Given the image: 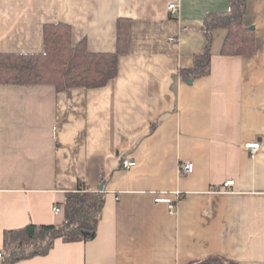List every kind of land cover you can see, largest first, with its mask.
Wrapping results in <instances>:
<instances>
[{"label":"crops","instance_id":"crops-1","mask_svg":"<svg viewBox=\"0 0 264 264\" xmlns=\"http://www.w3.org/2000/svg\"><path fill=\"white\" fill-rule=\"evenodd\" d=\"M229 10L230 0H0V53L44 52V26L56 23L92 53H115L118 21H130L104 88L0 84V251L5 231L60 223L54 207L83 180L106 195L95 239L58 240L17 264H264V0H247L253 55L223 56L218 29L209 76H179L205 51L206 15ZM177 190L173 214L155 202Z\"/></svg>","mask_w":264,"mask_h":264},{"label":"trees","instance_id":"trees-1","mask_svg":"<svg viewBox=\"0 0 264 264\" xmlns=\"http://www.w3.org/2000/svg\"><path fill=\"white\" fill-rule=\"evenodd\" d=\"M247 0H230V10L209 13L203 23L207 46L195 60L194 67L181 70L180 78L187 82L209 76L212 61L213 33L227 31L222 46L223 56H251L255 53V33L243 24ZM128 19L117 24L115 53H92L86 39L74 42L72 29L63 23L44 26V52L36 54L0 53V84L49 85L58 92L73 88L99 89L114 80L119 71V57L127 52ZM103 191H93L83 180L75 192L68 193L59 207L62 221L54 225H34L8 230L4 233L3 258L0 264L46 256L58 240L64 243L89 242L95 239L100 214L105 205ZM192 264H238L212 257Z\"/></svg>","mask_w":264,"mask_h":264},{"label":"built area","instance_id":"built-area-1","mask_svg":"<svg viewBox=\"0 0 264 264\" xmlns=\"http://www.w3.org/2000/svg\"><path fill=\"white\" fill-rule=\"evenodd\" d=\"M168 11L172 16H178L180 12V4L179 3H169L168 4ZM244 148L248 151L252 158H255L256 155L260 152L262 145L259 142L248 143L244 146ZM136 166V162L130 159H124L122 161V167L125 170H130ZM179 172L182 176L191 175L194 172V165L192 163H184L180 165ZM235 181L228 180L224 183L223 188L229 189L234 187ZM217 191L220 189H216ZM183 198V193L181 191H175L173 193H163L158 195L155 199L156 203H163L168 205L170 213H174V210L177 208L178 204L180 203L181 199ZM56 215L61 213V209L59 206H55L53 209ZM3 258L2 251H0V262Z\"/></svg>","mask_w":264,"mask_h":264},{"label":"water","instance_id":"water-1","mask_svg":"<svg viewBox=\"0 0 264 264\" xmlns=\"http://www.w3.org/2000/svg\"><path fill=\"white\" fill-rule=\"evenodd\" d=\"M192 82H193L192 80H189V81H188V84H192ZM102 188H103V187H102Z\"/></svg>","mask_w":264,"mask_h":264}]
</instances>
